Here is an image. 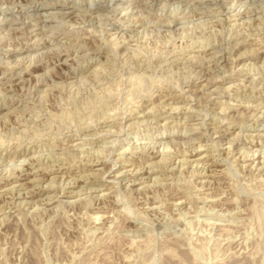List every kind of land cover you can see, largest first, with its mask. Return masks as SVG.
Masks as SVG:
<instances>
[{
	"label": "rangeland",
	"instance_id": "374dc122",
	"mask_svg": "<svg viewBox=\"0 0 264 264\" xmlns=\"http://www.w3.org/2000/svg\"><path fill=\"white\" fill-rule=\"evenodd\" d=\"M0 264H264V0H0Z\"/></svg>",
	"mask_w": 264,
	"mask_h": 264
}]
</instances>
